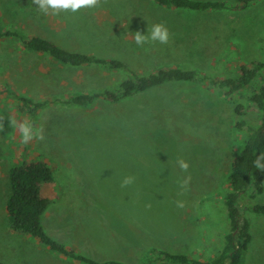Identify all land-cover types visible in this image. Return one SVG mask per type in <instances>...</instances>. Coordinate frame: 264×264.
<instances>
[{"label": "rangeland", "instance_id": "374dc122", "mask_svg": "<svg viewBox=\"0 0 264 264\" xmlns=\"http://www.w3.org/2000/svg\"><path fill=\"white\" fill-rule=\"evenodd\" d=\"M0 10L6 27L71 51L123 60L144 75L170 64L238 77L243 64L264 61V0L245 10L217 12L162 9L148 0H97L75 12L51 7L42 12L35 0H0ZM157 23L168 29V41L138 45L135 34L146 35ZM126 76L62 66L23 50L16 39L0 42V264H81L9 230L10 170L39 158L55 178L43 189L52 200L45 231L83 256L140 264L156 246L199 259L222 248L231 163L248 135L233 129V106L219 93L165 84L117 105H50L35 122L19 111L14 97L1 93L9 86L39 101L114 90ZM234 98L248 104L245 96ZM260 117L251 109L245 119L258 127ZM25 123L32 130L27 141ZM177 160L188 168L182 170ZM126 176L133 182L122 187ZM241 202L264 205V192L253 200L243 195ZM244 214L252 221L253 240L243 264H264V215ZM87 222L97 227L91 228L93 247L84 237ZM106 227L116 232L115 241Z\"/></svg>", "mask_w": 264, "mask_h": 264}, {"label": "trees", "instance_id": "16d2710c", "mask_svg": "<svg viewBox=\"0 0 264 264\" xmlns=\"http://www.w3.org/2000/svg\"><path fill=\"white\" fill-rule=\"evenodd\" d=\"M36 1V0H35ZM162 9L185 10L196 12H217L245 10L260 0H148ZM137 34H135L136 36ZM16 39L21 48L37 54L42 58H50L62 66L75 68H100L111 72H122L126 76L114 90L98 89L75 92L71 95L54 96L44 100H35L19 94L11 87L4 88L1 93L12 96L19 104V111L34 119L50 105L65 107L90 108L99 102L117 105L128 98H135L150 89L165 84H194L205 92H217L224 102L233 106L235 131L246 130L248 138L231 163L228 177L230 191L225 195L229 229L224 235L222 248L208 259H199L191 255L173 253L158 247H151L140 264H243L246 253L253 240L252 221L245 216L249 211L264 215V205H242L241 197L249 199L264 192V170L257 169L254 161L264 154V61H254L240 66L238 77H218L189 66L164 65L157 71L144 75L133 69L127 62L109 58L97 53L71 51L52 39L40 35L28 36L22 30L4 26L0 10V42ZM197 44V41L195 42ZM239 58V57H238ZM185 65V64H184ZM242 95L248 104L236 103L235 96ZM260 113V125L255 127L246 120L251 110ZM259 121L257 120V123ZM34 125L32 122L30 123ZM264 163V160L261 161ZM55 181L52 168L44 159L25 162L13 168L9 173L10 196L6 204L9 230L16 235L28 236L41 246L61 256L81 264H126L119 260L96 261L77 253L70 247L54 240L43 226V218L52 200L47 198L43 189ZM243 201V200H242Z\"/></svg>", "mask_w": 264, "mask_h": 264}, {"label": "clouds", "instance_id": "9594fccd", "mask_svg": "<svg viewBox=\"0 0 264 264\" xmlns=\"http://www.w3.org/2000/svg\"><path fill=\"white\" fill-rule=\"evenodd\" d=\"M97 0H36L39 9L42 12H47L49 7L53 9H71V11L75 12L84 6L92 7L96 4ZM169 38L168 29L160 23L154 24L151 26V29L147 31L146 35H142L138 33L135 36V42L138 45H141L145 42L146 39H150L152 41H159L160 43H166ZM23 132V138L25 141L29 140L32 135V130L29 124L25 123L21 126ZM264 160V154L258 156L256 161H254L255 167L260 170H264V163L261 161ZM178 166L182 170H186L188 168L187 162L184 160H177ZM133 177L126 176L121 182V186H126L133 182Z\"/></svg>", "mask_w": 264, "mask_h": 264}, {"label": "crops", "instance_id": "0c3cea01", "mask_svg": "<svg viewBox=\"0 0 264 264\" xmlns=\"http://www.w3.org/2000/svg\"><path fill=\"white\" fill-rule=\"evenodd\" d=\"M157 207H159V205ZM86 215H89V213H86ZM86 218H87L88 221H90V219L88 217H86ZM91 218L93 219V216H91ZM82 227H83L84 237L90 242L91 246L93 247L94 246V240H95L94 235L96 233H91V228H94L95 230H97V227H91V225L89 224V222H87L86 224L83 223ZM106 230H109L111 232V234H113L110 237H113V240L112 241H115V239H116V237H115L116 232H114L115 234L112 233L113 230H111V229H109L107 227H106ZM156 247H158V246H156ZM99 248H98V250H99ZM158 248H160V247H158ZM91 259H93V258H91ZM111 259H113V258H111ZM94 260H96V259H94ZM96 261H98V260H96Z\"/></svg>", "mask_w": 264, "mask_h": 264}]
</instances>
